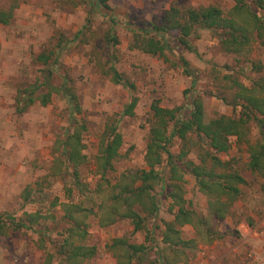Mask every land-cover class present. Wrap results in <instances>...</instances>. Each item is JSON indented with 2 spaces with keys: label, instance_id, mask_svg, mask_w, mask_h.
I'll use <instances>...</instances> for the list:
<instances>
[{
  "label": "rangeland",
  "instance_id": "1",
  "mask_svg": "<svg viewBox=\"0 0 264 264\" xmlns=\"http://www.w3.org/2000/svg\"><path fill=\"white\" fill-rule=\"evenodd\" d=\"M106 5L107 13L95 9L89 14V0H0V11L12 13L9 23H0V214L6 223L0 234V264H45L46 253L52 251L48 239L57 241L69 226L63 218L66 206L85 204L93 212L83 221L85 238L75 241L94 246L96 254L82 264H264V175L248 167L249 145L260 139L256 120L248 123L247 139L230 137L225 153H215L194 132L172 139L169 151L181 177L177 193L193 211L194 223L176 225L181 239L192 240L187 246L167 248L161 242L164 223L177 210L169 197L173 188L168 183L174 179L165 155L155 166L162 176L153 190L158 213L141 212L143 227L136 232L129 219L100 224L99 204H105L119 176L149 169L145 150L155 120L152 104L175 109L180 118L190 111V98L200 96L209 120L239 117L238 84L264 98V44L258 40L241 52H228L214 31L198 29L188 37L192 51L170 29L163 34L171 49L163 55L138 46L136 28L165 27L172 7L184 13L190 7L216 6L227 16L233 0H107ZM112 67L122 83L112 80ZM41 95L48 96L46 104ZM131 97L136 99L133 114L122 115ZM112 125L122 144L112 169L102 177L98 143ZM71 134L78 135L86 156L77 168L82 190L62 155ZM211 154L245 179L222 219L211 216L209 196L185 166L191 162L220 173L223 169L213 167ZM25 188L34 192L28 200L23 199ZM25 211L43 216L44 225L37 228L45 227V249L37 232L12 228L10 222L23 218ZM114 239L149 248L139 263L129 262L118 245L107 248ZM50 264L63 263L54 258Z\"/></svg>",
  "mask_w": 264,
  "mask_h": 264
},
{
  "label": "trees",
  "instance_id": "2",
  "mask_svg": "<svg viewBox=\"0 0 264 264\" xmlns=\"http://www.w3.org/2000/svg\"><path fill=\"white\" fill-rule=\"evenodd\" d=\"M234 5L224 16L223 11L216 6L204 8H187L184 13L179 9L172 7L167 12L165 18L166 26L169 27H137L140 38L139 47L146 52L155 55H163L166 49H171L170 38L163 34L166 30L176 29L178 31L179 42L193 51L188 37L198 29H207L214 31L222 47L228 52H241L245 47L251 45L253 40H258L264 44V0H233ZM107 0H89V14L95 9L107 13ZM12 16L11 11H0V23L7 24ZM154 32L159 36L152 35ZM110 39L116 40L113 35ZM46 60V57L44 58ZM184 64L187 62L183 59ZM186 72L190 73L186 68ZM112 80L116 83H122L120 74L112 67ZM196 82V76L193 83ZM123 85L132 88L125 82ZM235 103L240 110L239 117L219 116L206 120L203 101L200 96L190 98V111L184 113L181 117L176 116L175 109L159 107L152 104L155 120L149 128L148 139L145 150V160L148 170L136 171L134 173H122L118 180L111 186V192L105 199L106 202L99 204L103 215L99 219L101 225L113 223L116 219H129L133 225V232L139 231L143 227L144 217L141 212L148 216H154L158 213L160 205L159 200L153 195L154 186L162 182V176L155 166L162 163L163 156H166L167 165L174 181L168 183L173 190L169 194L172 203L177 206L173 213V220L165 222V229L161 242L167 247L187 246L190 241L181 239L180 231L176 225L192 224L193 211L184 207V199L177 193V180H181L179 169L173 155L169 151V146L174 137L184 139L188 132H194L198 136L206 139L215 153H225L230 150V137L246 138L247 128L250 120H256L259 126L260 139L254 145H249L248 167L253 172L264 175V98L253 93L241 84H238ZM64 95L71 102L65 88L61 89ZM32 101V99L30 98ZM41 103L46 104L47 95H41ZM136 104L135 97L124 107L122 115H132ZM260 114V117L256 113ZM247 139V138H246ZM122 144V138L115 126H110L105 130L98 143V152L96 155L97 167L102 177L112 169L113 161L119 155V147ZM62 155L73 167V177L76 185L81 189V183L78 179V166L85 162L86 156L81 152L82 143L78 135L71 134L63 142ZM213 167L222 168L220 173L215 172L203 165H195L191 162L185 163L191 173L195 176L199 189L209 196V210L212 217L222 219L228 206L232 204L240 193L239 184L245 182L244 177L232 168L227 169V162H223L217 155L211 154ZM82 190V189H81ZM33 191L25 188L23 199L32 196ZM39 196H42L40 193ZM93 212V206L74 205L66 206L63 218L69 225L61 238L57 241L48 239L52 251L46 253L45 264H50L56 258L63 264H82L85 260L92 258L96 254V248L85 244H77L75 238H85L86 228L84 219ZM23 218L18 221L10 222L14 230H32L39 234V244L45 249L46 236L43 216L39 211H25ZM6 227L3 215L0 214V234H4ZM122 248L126 259L131 262L136 260L138 263L145 255L147 247L145 244H133L123 239H114L108 249H115V246ZM126 260V261H127ZM165 264V263H159Z\"/></svg>",
  "mask_w": 264,
  "mask_h": 264
}]
</instances>
